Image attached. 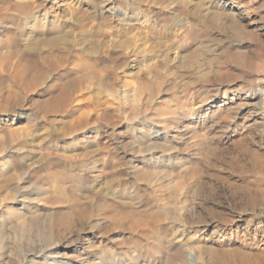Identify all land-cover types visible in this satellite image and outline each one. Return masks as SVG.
<instances>
[{"label":"rangeland","instance_id":"1","mask_svg":"<svg viewBox=\"0 0 264 264\" xmlns=\"http://www.w3.org/2000/svg\"><path fill=\"white\" fill-rule=\"evenodd\" d=\"M114 1L101 102L0 74V264H264V0Z\"/></svg>","mask_w":264,"mask_h":264},{"label":"bare ground","instance_id":"2","mask_svg":"<svg viewBox=\"0 0 264 264\" xmlns=\"http://www.w3.org/2000/svg\"><path fill=\"white\" fill-rule=\"evenodd\" d=\"M60 1L64 4L68 0H0V33L2 31L5 34L4 48H2L4 50L0 49V74H7L11 81L25 89L30 81L34 82L46 73L61 71L59 73L61 82L52 86L56 94L48 98L53 107L51 110L55 112L60 109L58 105L65 106L70 100L82 101L83 90H94L96 93L88 98L94 102H101V97L98 95L100 90L112 88V83L105 81L102 77L104 71L114 69L110 51H123L128 44L123 38L106 39V31H109L114 22L116 24L127 20L130 21L127 24H132L137 20L115 6L114 0H70L69 3L78 4L75 7L69 6L68 11L72 17V23L79 28L77 31L74 27L58 29L56 20L50 19L46 8L60 9ZM151 1L156 2V0ZM175 1L157 0L166 5ZM81 3L89 4L91 10L86 11L80 6ZM221 3L225 9L236 7L234 0H223ZM199 7L196 5L195 10L198 11ZM207 8L209 13L213 12L211 6ZM39 10L40 12L35 15ZM28 14H31V18L25 24ZM208 14L207 16L210 17L207 19L213 21L214 14ZM10 16L13 19H9ZM92 20H94L93 26L86 28L85 26ZM147 21L148 18L145 15L140 17L139 22L147 23ZM7 22L9 25H6ZM76 36L79 38L76 39ZM10 90L9 88L8 92ZM76 90L77 95L72 96ZM103 101L108 100L104 98ZM25 117L24 114H18L16 118ZM156 134V131L152 132L153 136ZM257 241L259 245H264V233L257 237ZM209 253L213 254L212 251ZM210 259L212 262L219 261L214 257ZM219 263L222 264V262Z\"/></svg>","mask_w":264,"mask_h":264}]
</instances>
